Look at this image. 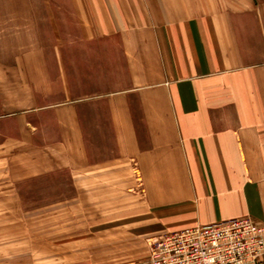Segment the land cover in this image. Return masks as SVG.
Instances as JSON below:
<instances>
[{"label": "crops", "instance_id": "obj_1", "mask_svg": "<svg viewBox=\"0 0 264 264\" xmlns=\"http://www.w3.org/2000/svg\"><path fill=\"white\" fill-rule=\"evenodd\" d=\"M0 9L10 33L25 25L28 41L58 42L51 101L48 82L36 92L30 78L26 118L59 127L57 165L74 186L63 200L129 202L104 230L111 237L75 246L117 253L72 264H148L132 241L231 217L264 226V0H0ZM36 24L49 30L40 37Z\"/></svg>", "mask_w": 264, "mask_h": 264}, {"label": "rangeland", "instance_id": "obj_2", "mask_svg": "<svg viewBox=\"0 0 264 264\" xmlns=\"http://www.w3.org/2000/svg\"><path fill=\"white\" fill-rule=\"evenodd\" d=\"M5 11L0 9V264H72L77 257H108L117 251L98 246L80 250L76 242L85 237L106 241L113 233L104 230L120 223L117 209L129 202L90 200L89 194L82 201L63 200L74 196V186L57 165L63 157L57 143L59 127L39 119L33 129L26 118L32 106L30 78L36 92L43 91L44 79L48 82V100L55 89L51 83L57 58L48 51L58 42L28 41L25 25L18 26L19 33H10V26L1 24ZM50 29L57 32V26ZM47 30L48 26L36 24L34 31L42 37ZM151 238L131 242L134 257L148 256Z\"/></svg>", "mask_w": 264, "mask_h": 264}, {"label": "built area", "instance_id": "obj_3", "mask_svg": "<svg viewBox=\"0 0 264 264\" xmlns=\"http://www.w3.org/2000/svg\"><path fill=\"white\" fill-rule=\"evenodd\" d=\"M148 264H264V226L232 218L177 231L149 241Z\"/></svg>", "mask_w": 264, "mask_h": 264}]
</instances>
